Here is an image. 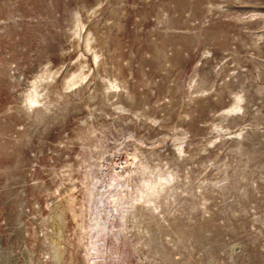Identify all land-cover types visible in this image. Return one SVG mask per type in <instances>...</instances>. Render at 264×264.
Masks as SVG:
<instances>
[{
  "label": "rangeland",
  "instance_id": "rangeland-1",
  "mask_svg": "<svg viewBox=\"0 0 264 264\" xmlns=\"http://www.w3.org/2000/svg\"><path fill=\"white\" fill-rule=\"evenodd\" d=\"M0 264H264V0H0Z\"/></svg>",
  "mask_w": 264,
  "mask_h": 264
}]
</instances>
